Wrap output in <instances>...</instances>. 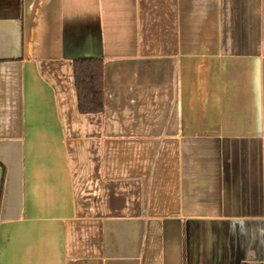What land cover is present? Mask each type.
I'll return each mask as SVG.
<instances>
[{
    "label": "crops",
    "instance_id": "obj_1",
    "mask_svg": "<svg viewBox=\"0 0 264 264\" xmlns=\"http://www.w3.org/2000/svg\"><path fill=\"white\" fill-rule=\"evenodd\" d=\"M0 264H264V0H0Z\"/></svg>",
    "mask_w": 264,
    "mask_h": 264
},
{
    "label": "trees",
    "instance_id": "obj_2",
    "mask_svg": "<svg viewBox=\"0 0 264 264\" xmlns=\"http://www.w3.org/2000/svg\"><path fill=\"white\" fill-rule=\"evenodd\" d=\"M74 87L80 113H97L101 108L99 60L79 58L73 61Z\"/></svg>",
    "mask_w": 264,
    "mask_h": 264
}]
</instances>
